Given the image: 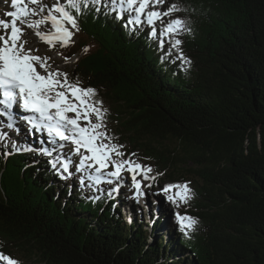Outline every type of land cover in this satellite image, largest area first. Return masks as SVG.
I'll use <instances>...</instances> for the list:
<instances>
[{
	"label": "trees",
	"instance_id": "obj_1",
	"mask_svg": "<svg viewBox=\"0 0 264 264\" xmlns=\"http://www.w3.org/2000/svg\"><path fill=\"white\" fill-rule=\"evenodd\" d=\"M88 2L62 54L78 57L70 79L96 90L126 154L163 173L162 188L190 182L193 198L176 207L152 188L174 208L177 241L151 242L142 220L129 224L74 169L5 156L0 142V253H37L45 264H264V0H167L186 24L171 52L146 25L134 31L127 16ZM177 212L198 221L188 236Z\"/></svg>",
	"mask_w": 264,
	"mask_h": 264
},
{
	"label": "snow or ice",
	"instance_id": "obj_2",
	"mask_svg": "<svg viewBox=\"0 0 264 264\" xmlns=\"http://www.w3.org/2000/svg\"><path fill=\"white\" fill-rule=\"evenodd\" d=\"M166 3L167 0H91L97 12L104 9L105 14H114L118 20L127 16L125 27L135 31L146 25L150 29L148 35L159 40V47L163 49L167 41L171 52L180 48L182 41L177 36L186 24L174 17L180 5L171 3L165 9L163 5ZM11 7L14 11L6 13L11 20L0 19V29L3 30L0 31V117H6L7 128L10 131L18 129L16 112L22 111L27 114L23 119L29 130L47 133L48 143L53 145L51 150L39 149L41 154L51 156L57 147L65 148L64 142L73 146L72 154L79 156L75 171L82 174L81 184L85 183L84 172L89 173L88 179L92 182L88 186H96L97 190L102 183L123 180L127 172L131 176L135 198L144 195L143 187H151V184L144 185L143 182H155L163 173L153 174V168L141 163L136 153L126 154L124 145L114 142L105 120L108 110L103 101L96 98L94 88L82 86L79 78L70 79L68 72L49 63L50 57L34 54L39 49L26 47L27 41L23 39L26 27L33 29L39 40L50 48L56 44L68 47L74 43L72 38L80 30L77 17L82 8L89 7L88 0H66V3L55 0L51 6L44 0H11ZM46 25L50 26L48 30L41 31ZM178 58L190 63L182 51ZM68 59L65 57L66 61ZM7 139V134L0 135V141ZM13 151L30 152L34 149L10 141V150L3 154L11 155ZM49 163L71 176L73 162L68 157L56 156ZM189 183H169L161 192L170 203L179 207L193 198ZM112 191L116 189L109 191V196ZM176 219L185 236L195 231L196 218L177 212ZM0 261L19 264L4 253H0Z\"/></svg>",
	"mask_w": 264,
	"mask_h": 264
},
{
	"label": "rangeland",
	"instance_id": "obj_3",
	"mask_svg": "<svg viewBox=\"0 0 264 264\" xmlns=\"http://www.w3.org/2000/svg\"><path fill=\"white\" fill-rule=\"evenodd\" d=\"M54 2H55V0H44V3L47 4L48 6H51ZM63 2L65 3L66 0H63ZM12 9L13 8L11 7V0H0V19L10 21L11 18H9V16H7L6 13ZM47 27L49 28L50 26H47ZM48 28L45 31H47ZM0 31H3V30L0 29ZM23 39H25L27 41L26 47L39 49V51L34 53V54L39 55V56L50 57L51 60L49 61V63L53 64V66H58L61 71L70 72L71 70H73L78 57L75 56L72 59H69L66 61L61 55V54H63L64 47L60 46V48H58L54 51V47L56 45H59V44H56L54 47L50 48L49 45H47L46 43L39 40V38L34 34L33 29L26 28V27H25V35H24ZM72 39L74 40V43H75L78 40L77 34H75ZM58 53H60V54H58ZM0 121H1V119H0ZM24 129L27 130L28 128H24ZM6 132L8 133V137H12L15 135V133L12 134L10 130H7ZM28 134L31 135L30 133H28ZM33 138L39 144L36 137H33ZM8 141H9V139H8ZM45 146L47 147V145H45ZM66 148L69 149V152H68L69 153V159L70 158L74 159L76 161V164H78L79 163V156L72 154L73 153V146H70L69 143H66ZM30 152L35 153L36 151H30ZM38 159H40V158H38ZM81 175L79 176L80 178H81ZM88 175H89L88 172L83 173L84 180L90 181L88 179ZM68 182H69V180H68ZM149 183L151 184V187H143L144 195L140 196L138 199L135 198V195H134L135 189L133 187H131L134 206L132 207L129 204L131 202H129L128 203V205L130 206L129 208L121 207L123 209V215L126 217V220L129 224H130L129 218L131 220V214L132 213L137 216L136 217L137 219L142 220V222L145 225H147V227H144V228L146 230L145 235L148 236L149 241L152 242V240L155 239V237L159 236L160 234L165 238L166 235L169 233V236H172V239H174V241L176 243V241H177L176 235L174 233H172L171 231L169 232V230H171L170 223L172 221L171 219L173 217L174 208H172L171 205H169V204H165L164 200H163V196L158 195L156 191L152 194V188L154 187L157 190H160L163 186V183L159 178L155 182H152V181H144L143 182L144 185H147ZM115 184L117 187L121 184H124V185L125 184H131L132 185L131 176L127 172H125L123 180L114 181L112 184H109V187H106V188H104L103 185L98 186L99 190H97V188L95 186H92L94 188L93 193L97 194V195L100 193H103L105 195V197L109 198L110 200H115L118 198V195H119L118 193H113V191H112L111 196H109V191H111L113 189L112 186ZM126 194L128 195V193H126ZM145 204L148 206H146ZM154 208L157 210H155ZM121 212H122V210H121ZM170 217H171V219H170ZM158 218L160 219L159 223H157ZM149 222L152 225H153V223H154V225L157 224L158 227L153 228L152 225H149ZM136 223L138 224L139 221L136 220ZM28 255H31V256H28ZM15 256H16V260L19 261V264H45L43 262V260H41V258L37 255V253L33 254V253H26V251H15Z\"/></svg>",
	"mask_w": 264,
	"mask_h": 264
},
{
	"label": "bare ground",
	"instance_id": "obj_4",
	"mask_svg": "<svg viewBox=\"0 0 264 264\" xmlns=\"http://www.w3.org/2000/svg\"><path fill=\"white\" fill-rule=\"evenodd\" d=\"M20 114H21L20 111H17L16 112L17 117L20 116ZM0 119H1V121H0V135L7 134V136H8V133L6 131L9 130V129L7 128V125H6V118L0 117ZM15 131H16V134L14 136L8 137L9 138V141H8V139L7 140H4V141H0V142H4L5 143V146H6L7 149L10 150V141H14V142H17V143L22 144V145H28V146L32 147L34 149V151H36V152L35 153H31V152H15V151H13V152L14 153L21 154V155H28V156H30V158L32 157L33 159L36 158L34 160L35 162H38V161H41V160H44V161L49 162L50 160L55 159L54 156H57V152H56L57 149H56L55 151L52 152V155L51 156L46 155V154H43L44 158H46V159H44L41 155L37 154V152L41 148H47L45 145L41 144V146H40L39 144H37V142L34 140L33 136L32 135H29L26 132V130L24 128L20 127V126ZM47 149L51 150L50 148H47ZM38 158H40V159H38ZM73 169L75 171V166L72 164L71 170H73ZM72 178H74V177L72 176ZM69 184H70V186H72L73 185V182L72 181H69ZM70 189H71V187H70ZM113 193H118L119 194L118 195V198H119L118 203L119 204H121L123 207H126V208H129L130 207L128 205L129 202H128L127 198H126V195L127 194L125 193V191L123 189H116V191H113ZM129 204L133 207V205L131 203H129ZM108 206L111 207L112 204L111 205H108ZM146 206H148V205H146ZM155 210H157V209H155Z\"/></svg>",
	"mask_w": 264,
	"mask_h": 264
}]
</instances>
